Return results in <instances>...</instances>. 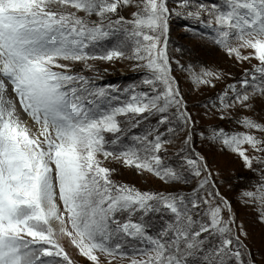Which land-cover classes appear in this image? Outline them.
I'll use <instances>...</instances> for the list:
<instances>
[{
	"label": "snow or ice",
	"instance_id": "6c2138e0",
	"mask_svg": "<svg viewBox=\"0 0 264 264\" xmlns=\"http://www.w3.org/2000/svg\"><path fill=\"white\" fill-rule=\"evenodd\" d=\"M186 4L181 0L179 6ZM130 6L137 9L131 19H111L118 9ZM202 11L209 10L200 6L187 15L199 19ZM79 12L98 20L89 21ZM171 14L167 0H0V264H73L58 237H68L92 264H99L97 252L125 258L119 245L110 244L115 234L148 241L147 248L132 253L131 264H229L233 258L236 264H244L239 251L243 245L239 236H232L234 219L221 215L224 208L231 214L230 203L218 191H208L201 198L208 207L202 213L194 211L201 207L197 193L210 183L216 187L199 153L196 158L184 157L178 166L193 177L208 173L188 200L183 194L141 192L117 184L111 179L113 170L103 166L111 158L165 183L190 182L182 171L164 164L158 153L171 141L161 135L150 140V130L136 137L139 146H118L123 131L118 116L148 119L175 108L179 124L192 123L171 76L167 53ZM210 14L218 26V46L238 61H258L239 82L244 91L230 85L217 97L220 118L225 119L228 109L237 104L251 108L248 101L264 96V0H224L222 6L213 4ZM105 41L112 46L105 47ZM97 47L104 50L89 51ZM126 48L132 53L127 58L142 62L137 66L147 70L143 83L152 86L154 95L134 93L127 103L107 111L86 108L82 93L91 94L85 88L88 79L69 74L68 65L60 61H111L125 57ZM241 49L252 52L244 55ZM207 77L220 78L203 70L192 74V82L211 84ZM8 84L37 126L35 131L17 114L15 100L7 95ZM168 122L166 115L158 121ZM237 123L249 131L213 129L207 139L237 154L246 168L260 176L255 191H244L242 197L247 198L245 203L257 205L264 223V155L249 156L244 147L264 153V139L251 134L253 130L264 133V124L248 117ZM105 133L112 138L106 139ZM191 140L189 134L185 144ZM162 209L174 214L164 233H171L167 240L147 236L146 225L132 220L137 214L143 220ZM193 215L201 218L194 220Z\"/></svg>",
	"mask_w": 264,
	"mask_h": 264
},
{
	"label": "rangeland",
	"instance_id": "374dc122",
	"mask_svg": "<svg viewBox=\"0 0 264 264\" xmlns=\"http://www.w3.org/2000/svg\"><path fill=\"white\" fill-rule=\"evenodd\" d=\"M168 8L172 13L169 18L168 32V57L171 67V76L177 82L180 94L183 98L186 112L190 115L192 123L190 125H181L175 120V108L169 110L168 113L157 114L143 119L142 117L118 116L122 133L120 136L119 147L139 146L136 137L147 135L151 130L153 139L155 135H161L163 140H170L165 143L158 153L165 165L172 166L178 171H182L185 176H189L190 182H172L165 183L151 173L138 172L134 167H125L122 162L109 159L103 162V166L112 169L111 179L121 185L134 187L141 192H150L155 194H183L185 199L191 197V193L198 188L199 182L204 179L208 173L203 172L200 177H193L178 166L184 163V157L196 158V153L203 157V164L207 165L211 172L212 182L215 188L211 187V183L205 189H201L197 193V198L201 199L207 195L208 191L213 193L219 192L220 197L226 199L231 205V214L226 208L222 210V217L227 220L229 216L234 219V223L230 225L232 228L233 238L239 236V241L243 247L239 248L242 253L241 260L244 264H264V223H261L258 216L257 205L254 203H245L247 199L242 197L244 191H255V185L260 182V176L256 172L245 167L243 160L235 153L229 151L219 143H213L207 137L212 133L213 129H223L225 132H245L237 123L245 117L255 120L257 123L264 124V96L253 97L247 103L252 105L251 108H245L239 104L230 108L225 113L226 118L221 119V112L218 111L219 101L217 97L225 92L230 85H236L238 91H244L240 86V81L245 78V73H251L254 66H258V61L253 59L238 61L235 56H229L228 53L218 46L215 41L219 38L217 25L213 21L210 14L213 4L222 6L224 0H187L184 7L179 6L181 0H167ZM200 6L209 11H202L199 19L189 17L187 12L197 11ZM54 10L75 11L74 9H58ZM174 10V11H173ZM137 11L135 7H127L118 9L111 19L115 20L120 16L125 19H131L132 13ZM176 13H179L177 15ZM81 17H85L83 12L77 13ZM89 21H97L98 18L93 15L85 17ZM105 47L112 46L111 41L104 42ZM104 49L97 47L89 49L100 54ZM125 57L105 60H88L78 63L69 61H60L67 64L70 73L74 75L84 76L89 83L85 86L91 90V94L85 91L82 93L84 97V106L92 110L107 111L114 107H120L127 103L131 95L134 93H148L154 95L152 86L143 83V78L148 72L143 67L137 65L142 63L133 59H128L132 53L130 48L124 49ZM242 54L248 55L251 49H241ZM60 71L61 69H57ZM203 70L211 71L219 75V79L207 77L211 80V84L196 85L192 82V74H200ZM259 76V74H257ZM7 83V81H5ZM7 95L15 100L16 111L21 120L32 123L26 113L20 107L18 99H16L10 84L7 85ZM99 90H103L104 95H96ZM233 96L229 92V99ZM216 107H213V103ZM147 115V114H145ZM161 115L169 118L167 124H159ZM131 117V119H130ZM139 121V123H137ZM173 127L174 132L169 133L167 129ZM34 129V127H31ZM36 130V129H35ZM192 140L190 145H186L188 135ZM251 134L260 139H264V133L252 131ZM106 139H111L112 134L105 133ZM249 156L264 155V153L254 152L248 145H244ZM103 160V157H100ZM203 164L201 167H203ZM254 168L259 165L254 164ZM220 197H217L215 203H220ZM211 199V198H209ZM208 206L202 203L200 209L194 211L203 212ZM223 208V205H221ZM126 215L121 217L126 219ZM201 217L193 215L194 220ZM206 219V218H205ZM133 222H143L146 225V235L152 238H160L167 240L171 233L164 235L168 225L174 222V214L168 210L162 209L160 212L152 213L143 220L139 214L132 217ZM241 231L246 235H241ZM207 236L208 234H203ZM58 242L64 248L73 264H92L86 257L80 255L79 250L75 248L68 237H58ZM110 244L115 247L120 246V251L126 253L125 258L116 256L109 257L103 253L97 252L99 264H131L132 253L148 247V241L140 238L126 237L122 234L113 235ZM236 247L235 240L232 246ZM229 264H236L233 258Z\"/></svg>",
	"mask_w": 264,
	"mask_h": 264
},
{
	"label": "bare ground",
	"instance_id": "6f19581e",
	"mask_svg": "<svg viewBox=\"0 0 264 264\" xmlns=\"http://www.w3.org/2000/svg\"><path fill=\"white\" fill-rule=\"evenodd\" d=\"M10 86H11V85H10ZM27 124H28V126H29L30 128L33 126V127H34L33 131H35L36 127H35L32 123H30L29 120H28V123H27Z\"/></svg>",
	"mask_w": 264,
	"mask_h": 264
}]
</instances>
